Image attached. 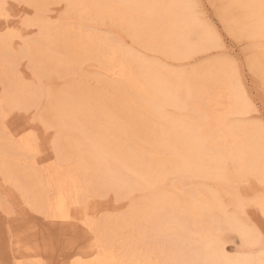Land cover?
Instances as JSON below:
<instances>
[{"label":"bare ground","instance_id":"obj_1","mask_svg":"<svg viewBox=\"0 0 264 264\" xmlns=\"http://www.w3.org/2000/svg\"><path fill=\"white\" fill-rule=\"evenodd\" d=\"M5 1L0 0V30L10 31L0 36V77L6 80L0 97V173L26 189L38 210L49 206L41 182L21 167L22 146L28 141L23 138L18 146L4 134L6 109L34 105L41 95L24 83L18 70L26 57L35 75L57 73L65 80L50 95L46 112L88 184L96 191L142 196L128 215L131 223L117 225L131 224L135 232L112 264H264V255L254 251L227 256L226 246L236 236L241 250L243 244L254 248L260 242L237 211L228 209L220 191L207 183L224 186L244 174L264 178V131L245 119L252 107L236 68L222 60L175 71L89 34L50 24L48 6L61 0H28L39 12L35 25L40 38L38 49L30 43L21 46V27L5 13ZM66 1L86 17L114 21L146 50L175 60L220 47L190 0ZM224 1L234 27L252 40L251 66L264 80V0ZM92 58L117 79L111 94L80 79L82 64ZM197 103H209L215 119ZM194 180L199 183L193 185ZM73 203L60 195L54 204L57 217L69 219ZM94 237L86 252L63 264H99L103 246L100 236ZM33 238L26 231L9 232L15 264L40 260L43 251Z\"/></svg>","mask_w":264,"mask_h":264},{"label":"rangeland","instance_id":"obj_2","mask_svg":"<svg viewBox=\"0 0 264 264\" xmlns=\"http://www.w3.org/2000/svg\"><path fill=\"white\" fill-rule=\"evenodd\" d=\"M190 1L196 5L197 15L219 39L220 47L184 60H175L158 51L146 50L131 37L126 28L104 17H86V12L78 8L71 9L66 0L51 1L47 19L50 24L89 34L175 71H188L206 63L229 61L236 68L249 101L254 105L245 119L264 131V105L260 104L264 80L261 73L251 66L254 55L252 40L234 27L232 15L224 0ZM4 7L5 13L11 14L10 19L21 27L23 39H20V45L30 43L38 49L40 31L35 25L39 16L36 7L28 0H6ZM8 31L0 30V36ZM31 67L29 58L24 57L19 61L18 70L25 76L24 83L37 89L41 95L34 105L6 109L4 134L18 146H21V139L28 141L22 146L24 153L20 156L21 167L41 182L40 187L47 193L49 206L38 210L26 189L0 173V264H15L7 243L10 231L32 234L35 237L33 239L38 240V249L43 251L40 260L24 259L23 264H63L73 255L86 252L90 240L96 238V235L100 236L103 246L99 264H112L127 249L135 232L131 224L123 228H117V225L124 221L131 223L128 215L142 196L139 193L122 196L113 191H96L88 184L89 179L80 168L77 158L68 152V142L59 127L52 124V118L46 112L50 105V95L63 88L65 80L57 73L35 75ZM104 70L95 59L86 60L81 67L80 79L95 91L111 94L112 84L117 79L105 74ZM5 81L4 76L3 80L0 77V97L4 93ZM197 104L210 118L215 119L209 103ZM171 114L176 117L182 115L176 110H171ZM188 116L195 117L192 112ZM229 173L231 175L232 171ZM230 181V184L224 186H217L213 181L207 183L220 191L228 209L237 211L242 222L256 234L260 244L254 248L243 244L241 250L236 236L235 242L226 246V254L232 257L247 256L254 251L256 255H264V210L258 203L261 179L256 175L244 174L233 176ZM198 183V180L193 181V185ZM62 194L69 202H74L69 209L70 217L65 220L57 217L54 205Z\"/></svg>","mask_w":264,"mask_h":264},{"label":"snow or ice","instance_id":"obj_3","mask_svg":"<svg viewBox=\"0 0 264 264\" xmlns=\"http://www.w3.org/2000/svg\"><path fill=\"white\" fill-rule=\"evenodd\" d=\"M260 104L264 105V87H262V95L260 99ZM254 105L250 104V108ZM259 206L262 210H264V178L261 179V189L259 192Z\"/></svg>","mask_w":264,"mask_h":264}]
</instances>
